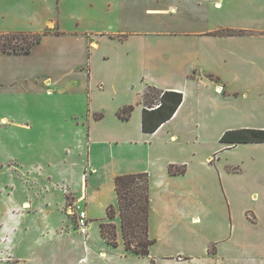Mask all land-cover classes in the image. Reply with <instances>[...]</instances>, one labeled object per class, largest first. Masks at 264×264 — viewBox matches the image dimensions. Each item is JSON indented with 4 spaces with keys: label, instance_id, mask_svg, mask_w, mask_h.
I'll return each mask as SVG.
<instances>
[{
    "label": "crops",
    "instance_id": "0c3cea01",
    "mask_svg": "<svg viewBox=\"0 0 264 264\" xmlns=\"http://www.w3.org/2000/svg\"><path fill=\"white\" fill-rule=\"evenodd\" d=\"M57 9L0 0L1 35H42L28 53L0 52V168L17 191L0 198V264H80L87 255L264 264V150L238 154L264 143L220 141L229 130H264V0H92L68 20L63 0ZM226 29L239 33L217 34ZM149 88L160 92L151 104ZM164 92L183 100L145 132L144 109L158 108ZM132 173L149 177L156 241L145 257L127 252L120 222L118 246L101 234L118 205L115 178ZM75 206L89 220L86 236L69 214Z\"/></svg>",
    "mask_w": 264,
    "mask_h": 264
},
{
    "label": "trees",
    "instance_id": "16d2710c",
    "mask_svg": "<svg viewBox=\"0 0 264 264\" xmlns=\"http://www.w3.org/2000/svg\"><path fill=\"white\" fill-rule=\"evenodd\" d=\"M241 32V31H240ZM235 30H220L217 34H236ZM42 35L16 33L6 36L1 42L0 52L28 53L34 44L40 41ZM154 92L158 96L160 92L149 88L148 92ZM153 98H156L155 96ZM152 98V99H153ZM183 100L181 93L164 92L160 96V104L154 110L144 109L143 130L145 132L156 131L164 122L169 120L176 112ZM153 100L147 104H151ZM146 103V102H145ZM152 107V106H151ZM133 106H128L119 112V117L126 120L130 117ZM220 141L227 144L239 143H264V130L261 129H238L226 131ZM185 166H169V173L184 174ZM115 187L118 196V205H110L107 209V219L100 225L101 234L112 246L119 245L117 226L114 222L117 211L120 218V227L123 243L127 252L139 256H149L150 247L155 239L150 236V184L147 173H132L118 175L115 178ZM152 264L154 262L152 261Z\"/></svg>",
    "mask_w": 264,
    "mask_h": 264
},
{
    "label": "rangeland",
    "instance_id": "374dc122",
    "mask_svg": "<svg viewBox=\"0 0 264 264\" xmlns=\"http://www.w3.org/2000/svg\"><path fill=\"white\" fill-rule=\"evenodd\" d=\"M92 0H63V6L65 7V11L66 13L64 14V17H63V20H68L69 19V16H70V11H73L74 9H76L77 7H80L82 6L83 4H88L90 3ZM52 3H53V14L58 10L57 7H58V0H52ZM55 8L57 9L55 11ZM56 14H58L56 12ZM86 22H88L89 24H91L92 22V19L89 18L86 20ZM24 34V33H23ZM12 34H8V35H1L0 34V48H1V42L3 43V41L5 40L6 36H11ZM148 96L146 98H144L145 102L146 103H149V101L151 100H154L152 99L154 96L157 97L158 95L154 92H148L147 94ZM260 150H264V146H251V145H247V144H243L239 147V150H238V154H239V157H243V156H250V157H256L257 155L260 154ZM1 167V165H0ZM244 169H247V166L246 164L244 165ZM246 173L244 174V177L245 179L248 178L246 177ZM7 176L3 175V172L0 168V198L2 199H6V198H9V196H14L16 197L17 196V191H13L12 192V189L11 187H6V181L9 180L8 178H6ZM240 177V176H238ZM242 177V176H241ZM11 191V193H10ZM259 198H257L256 200L255 199H252V201H258ZM249 200L243 202V206L249 208V206H254V204H256V202H249ZM70 203H72V201H70ZM252 210V209H250ZM253 211V210H252ZM217 214L219 216H221L223 219L222 221L225 223L228 219V217H226L225 215V211H224V208L223 207H220L218 205V211H217ZM247 217L250 218L251 220L253 219V215H252V212L249 211L247 212ZM0 221H1V214H0ZM116 221V222H115ZM114 222L116 223V226H118L119 224H117V222L119 223L120 222V218H119V215H118V211H117V217L116 219L114 220ZM95 230V228H94ZM92 259V257H89L88 255L86 256V260L81 262L80 264H110L109 262H106V261H97L96 263H93V262H90L89 260Z\"/></svg>",
    "mask_w": 264,
    "mask_h": 264
},
{
    "label": "built area",
    "instance_id": "2783aa9c",
    "mask_svg": "<svg viewBox=\"0 0 264 264\" xmlns=\"http://www.w3.org/2000/svg\"><path fill=\"white\" fill-rule=\"evenodd\" d=\"M218 92H223V87H219ZM69 214L75 217V224L77 230L82 235H87L89 230V220L87 218L86 212L82 207L75 206L74 208L71 207L69 210Z\"/></svg>",
    "mask_w": 264,
    "mask_h": 264
}]
</instances>
